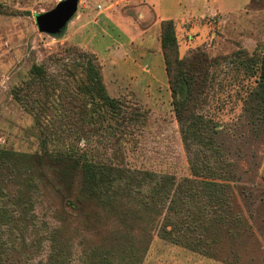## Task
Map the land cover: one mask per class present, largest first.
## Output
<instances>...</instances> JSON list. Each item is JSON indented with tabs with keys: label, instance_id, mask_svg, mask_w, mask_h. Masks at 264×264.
Returning a JSON list of instances; mask_svg holds the SVG:
<instances>
[{
	"label": "trees",
	"instance_id": "trees-1",
	"mask_svg": "<svg viewBox=\"0 0 264 264\" xmlns=\"http://www.w3.org/2000/svg\"><path fill=\"white\" fill-rule=\"evenodd\" d=\"M161 50L190 177L130 165L122 143L147 112L108 93L94 53L68 48L71 63L55 73L35 64L13 91L38 150L0 147V264H75V223L100 237L83 264H140L154 237L214 259L234 237L243 219L235 186H253V148L264 139V55L238 63L248 82L232 127L204 107L217 60L202 49L179 58L173 19L161 22ZM39 197L56 207L51 221L39 218Z\"/></svg>",
	"mask_w": 264,
	"mask_h": 264
},
{
	"label": "rangeland",
	"instance_id": "rangeland-1",
	"mask_svg": "<svg viewBox=\"0 0 264 264\" xmlns=\"http://www.w3.org/2000/svg\"><path fill=\"white\" fill-rule=\"evenodd\" d=\"M60 1L0 0V147L38 150L31 129L33 119L15 101L13 91L29 79L33 65H45L55 73L61 64L72 62L67 57L68 48L91 52L78 44L86 36L84 43L100 55L96 57L102 73L101 62L106 64L108 93L129 107L137 105L147 112L145 123L136 126L127 136V143H122L121 152L130 165L178 179L190 177L172 106L159 21L174 20L179 58L202 49L217 60V67L211 71L213 90L204 107L218 122L233 127L242 115V89L248 82L241 80L246 74L238 63L246 56L264 55V0H152L156 12L148 0H79L77 12L60 33L39 32L34 15L52 10ZM178 1L180 5L175 6ZM79 14L88 17L91 25L86 32H90L75 33L74 20L78 21ZM122 19L129 24L123 25ZM127 37L133 45H125ZM119 44L125 45L123 55H116V63L109 62L107 57ZM143 46L145 55L139 49ZM253 151L257 155L253 186L248 184L246 193L235 186L243 219L234 237L218 249V256L204 258L154 237L147 252L141 254L140 264H264V139ZM241 167L247 169L249 163L242 162ZM36 206L39 218L51 221L56 207L46 197H39ZM73 226L77 229L70 242V256L75 264H83L86 255L96 250L100 237H88L79 225Z\"/></svg>",
	"mask_w": 264,
	"mask_h": 264
},
{
	"label": "water",
	"instance_id": "water-1",
	"mask_svg": "<svg viewBox=\"0 0 264 264\" xmlns=\"http://www.w3.org/2000/svg\"><path fill=\"white\" fill-rule=\"evenodd\" d=\"M78 4L79 0H63L52 10L35 14L34 19L39 32L60 33L77 12Z\"/></svg>",
	"mask_w": 264,
	"mask_h": 264
},
{
	"label": "crops",
	"instance_id": "crops-1",
	"mask_svg": "<svg viewBox=\"0 0 264 264\" xmlns=\"http://www.w3.org/2000/svg\"><path fill=\"white\" fill-rule=\"evenodd\" d=\"M193 1V0H192ZM207 1H210V0H207ZM214 1V3H216L217 2V0H213ZM154 2V1H153ZM147 3H149V4H151L152 5V7H153V9H154V11L156 12V11H158V10H155V8H156V5L155 4H153L152 3V0H148V2ZM160 3V2H159ZM176 5H180L179 4V1L175 4V6ZM160 10V9H159ZM156 14V13H155ZM106 15H108V14H106ZM86 15H84L83 14V16H82V14H79V17L77 18L78 19V21L77 20H74V27H73V29L75 30V33L76 34H79V32H83V31H85V33H87V32H90V31H87L86 32V30H88L89 29V27H90V21H89V19H88V17H85ZM105 17V19H107L108 17H106V16H104ZM163 20H168V19H163ZM162 19L159 21V22H162L163 21ZM86 21H88V24L86 23ZM92 23V22H91ZM93 23H96L95 21H93ZM121 23H123V25H125V26H127V24H129V22L128 21H125V20H121ZM77 26V27H76ZM84 33V32H83ZM143 33V32H142ZM140 35H142L141 34V32H140V34L138 35V37L140 36ZM144 35V34H143ZM137 37V38H138ZM86 38V36L85 37H83L82 38V41H80L78 44L79 45H81V47H83L84 49H86V50H89V51H91V52H93L95 55H97L98 57H100V55H99V53L98 52H96L93 48H90V47H88L87 46V44L88 43H84V40H86L85 39ZM127 39H128V42L127 43H125V45L127 44H129V45H133V41L130 39V38H128L127 37ZM83 43L84 44H86V45H83ZM124 44H122V45H120L119 44V46H117V47H115V49L113 50V52H111L110 54H109V56L107 57V58H109V59H107V60H109V62L111 61V62H113V60L115 61V63H116V61L117 60H115V59H117V57H116V55L117 56H119V57H121L122 55H123V53H122V51H121V49L125 46ZM139 49H141L142 51V55H145V54H147L146 52H145V48H144V46L143 47H141V48H139ZM113 54V55H112ZM113 56H115V57H113ZM112 57H113V59H112ZM115 58V59H114ZM122 59V58H121ZM102 63V66H103V75H105L104 77H105V79H106V71H105V66H106V64L105 63H103V62H101ZM105 68V69H104ZM118 72L116 71L115 72V76H116V74H117ZM114 74H112V79H114ZM111 82V81H110Z\"/></svg>",
	"mask_w": 264,
	"mask_h": 264
},
{
	"label": "built area",
	"instance_id": "built-area-1",
	"mask_svg": "<svg viewBox=\"0 0 264 264\" xmlns=\"http://www.w3.org/2000/svg\"><path fill=\"white\" fill-rule=\"evenodd\" d=\"M99 8H101V6H99Z\"/></svg>",
	"mask_w": 264,
	"mask_h": 264
}]
</instances>
